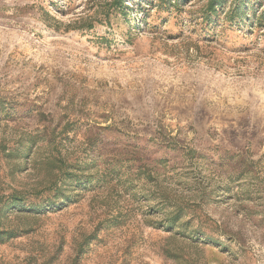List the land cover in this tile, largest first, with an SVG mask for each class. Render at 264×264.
I'll return each instance as SVG.
<instances>
[{"label": "rangeland", "instance_id": "1", "mask_svg": "<svg viewBox=\"0 0 264 264\" xmlns=\"http://www.w3.org/2000/svg\"><path fill=\"white\" fill-rule=\"evenodd\" d=\"M207 3L0 0V264H264V0Z\"/></svg>", "mask_w": 264, "mask_h": 264}, {"label": "trees", "instance_id": "2", "mask_svg": "<svg viewBox=\"0 0 264 264\" xmlns=\"http://www.w3.org/2000/svg\"><path fill=\"white\" fill-rule=\"evenodd\" d=\"M117 3L124 4V0H115ZM230 2V6L228 11L226 12L228 19L230 20H236L238 18H241L244 20V18L249 17V12L252 10V4L251 0H208L207 3V12L208 13H217L220 8L224 9L226 5ZM73 177L72 173L67 170L60 171V174L57 176L56 180L51 184L50 187L51 190H55V194L53 197H47V206L48 207H58L60 204V201L57 200L59 198L58 193L62 192L67 181H70ZM13 203H23L24 198L22 196H12L11 197ZM33 203V202H31ZM24 204V203H23ZM46 205V204H42ZM23 207H30L35 208L34 204H29V206L24 205ZM174 220H172L173 223ZM171 225V224H168ZM3 233L0 232V237H2Z\"/></svg>", "mask_w": 264, "mask_h": 264}]
</instances>
